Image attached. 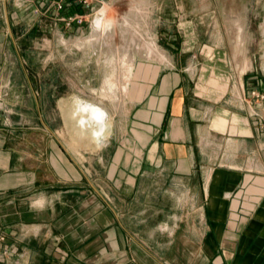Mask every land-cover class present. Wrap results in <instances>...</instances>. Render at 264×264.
Wrapping results in <instances>:
<instances>
[{
	"label": "crops",
	"instance_id": "crops-1",
	"mask_svg": "<svg viewBox=\"0 0 264 264\" xmlns=\"http://www.w3.org/2000/svg\"><path fill=\"white\" fill-rule=\"evenodd\" d=\"M36 6L0 0V233L13 247L0 264H264V101L242 121L214 116L196 82L135 59L126 100L27 82ZM253 83L245 97L264 93ZM87 103L106 111L103 127Z\"/></svg>",
	"mask_w": 264,
	"mask_h": 264
},
{
	"label": "rangeland",
	"instance_id": "rangeland-1",
	"mask_svg": "<svg viewBox=\"0 0 264 264\" xmlns=\"http://www.w3.org/2000/svg\"><path fill=\"white\" fill-rule=\"evenodd\" d=\"M53 1L35 0L43 22L39 23L37 38L36 30L30 34L22 57L27 82H44L45 89L51 82H58L61 94L99 102L97 92L113 63L119 64L127 53L136 63L159 65L157 79L172 72L173 80L181 73L189 82H196L197 93L205 100L201 105L211 109L214 116L234 113L242 121L251 110L249 102L256 112V101H264L256 95H264L257 85L251 90V97H245L242 85L264 82V0ZM105 6L109 10L107 18L114 19L115 25L99 38L94 21ZM33 8H29V18L37 17ZM57 16L61 18L55 24L53 18ZM127 19L130 24L126 25ZM133 28L138 42L143 39L136 31H149L150 38L168 57L165 64L148 57L146 48L131 44ZM122 72L120 68L116 73L119 76ZM12 81L24 82V75L14 72ZM129 87L131 98V82ZM104 104L112 108L108 101ZM144 105L137 104L135 111ZM228 137L220 136L219 144L226 145Z\"/></svg>",
	"mask_w": 264,
	"mask_h": 264
},
{
	"label": "bare ground",
	"instance_id": "bare-ground-1",
	"mask_svg": "<svg viewBox=\"0 0 264 264\" xmlns=\"http://www.w3.org/2000/svg\"><path fill=\"white\" fill-rule=\"evenodd\" d=\"M125 23H126V25L130 24V21L127 19L125 21ZM113 25H115L114 19H105V20L104 19H97L96 20V26L98 27L97 28L98 37L99 38L104 37L105 36L104 34L107 33V31ZM133 27H134V25H133ZM136 27L139 28L138 26H136ZM133 29L134 30L132 33L133 35L131 37V44L134 47L136 46V48H138V49L146 48L147 53H148V57H150V58L156 57L157 59H160L161 60L160 62L162 63V61L165 60L164 53L161 52V50L158 48L155 40L150 38L149 31H146V34L136 31L137 34H139L142 37V38L141 37L140 38L143 39L142 42H138L135 39V28H133ZM117 64L118 63H115V64L113 63L112 67L110 66L111 67L110 70H112V71L107 75V78L104 82L103 87L98 92L99 95H101L103 98L110 100V101L114 100V99H120L121 94H123V99L126 100L128 98V93L130 92L129 82H131L132 85L135 82H138L136 65L134 64L132 57L129 54L125 53V55L120 60L119 64L118 65ZM120 68H123V72L121 75L119 74V76H118V73H116V72L118 70H120ZM118 92H120V93H118ZM88 103L80 106L81 111L87 113L86 118L88 119V121L94 122L95 124H97L98 127H103L105 125L106 111L97 105H92V104H88ZM86 118H83V120H82L83 123L86 121Z\"/></svg>",
	"mask_w": 264,
	"mask_h": 264
},
{
	"label": "built area",
	"instance_id": "built-area-1",
	"mask_svg": "<svg viewBox=\"0 0 264 264\" xmlns=\"http://www.w3.org/2000/svg\"><path fill=\"white\" fill-rule=\"evenodd\" d=\"M60 7L61 4H60ZM253 94H256V92H253ZM261 99H264V95L256 94ZM13 252V247L6 242L5 237L3 234L0 233V259L5 258L9 255H11Z\"/></svg>",
	"mask_w": 264,
	"mask_h": 264
}]
</instances>
